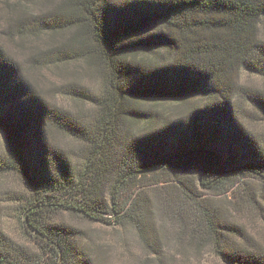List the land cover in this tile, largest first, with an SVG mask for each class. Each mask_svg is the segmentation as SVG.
Returning a JSON list of instances; mask_svg holds the SVG:
<instances>
[{"label":"trees","instance_id":"1","mask_svg":"<svg viewBox=\"0 0 264 264\" xmlns=\"http://www.w3.org/2000/svg\"><path fill=\"white\" fill-rule=\"evenodd\" d=\"M22 20L21 35L47 36L39 60L98 81L63 87L94 110L79 120L0 44V178L21 187L3 199L40 248L36 264H165L168 234L175 250L264 264V243L239 219L264 228V130L246 121L264 125V93L240 85L243 72L264 79V0H61L31 28ZM55 135L84 145L78 162ZM233 187L236 202L217 201ZM65 213L133 231L143 257H109ZM30 252L0 229V264H32Z\"/></svg>","mask_w":264,"mask_h":264},{"label":"rangeland","instance_id":"2","mask_svg":"<svg viewBox=\"0 0 264 264\" xmlns=\"http://www.w3.org/2000/svg\"><path fill=\"white\" fill-rule=\"evenodd\" d=\"M60 1L0 0V44L5 52L22 66L26 77H28L35 89L42 94L46 101L66 109L71 114H75L79 120L89 119L94 111L92 106L87 103H75V101H72L64 93L63 87L69 82V78H79L77 82L90 86L95 90L98 84L97 78L67 76V73L79 68V64L76 63L67 65V63H46L44 59L39 60V53H42L48 44L46 34H27L23 36L18 32V21L20 17H23V23L21 24L22 30L31 28L32 23L36 22L38 15L50 9V7H55ZM261 35L264 39V29L261 30ZM240 85L242 88H251L264 93V79L258 76L243 72L240 78ZM238 101L241 102L242 99L239 97ZM160 105L165 109H169L174 103L169 100H162ZM243 107L250 109V106L246 104H243ZM246 121L254 132L259 133L264 130V125L260 118L250 117L246 118ZM54 137L61 148L70 156L71 160L78 162V159L83 155L82 148L84 145L73 141L65 135H55ZM2 139L3 137L0 134V149L3 147ZM196 173V169L190 168L184 174H189L193 177ZM171 176L173 175L171 174ZM234 189L235 187L225 193L215 195V198L224 204L236 202V198L233 200ZM18 190H21V187L12 176L0 178V229L17 241L24 243L28 250L31 251L32 264H36L41 254L40 248L37 243L33 242L29 235L25 236L23 234L17 206L11 205L3 199L6 193L16 192ZM209 196L212 197V194H209ZM63 218L70 224L84 230L91 240H94L97 245L108 251L109 257H115L117 260L125 261L126 252H133L137 259L143 257L140 249L135 244L136 237L131 230L123 231L114 226L108 227L104 224L91 223L68 213H65ZM239 219L241 223L246 224L247 229L256 240L264 243V228L258 221L248 222L243 218V213L240 214ZM173 240L174 238L170 234L164 240L165 247L163 252L165 264H222L210 248L204 250L202 254L188 248L179 251L175 250Z\"/></svg>","mask_w":264,"mask_h":264}]
</instances>
